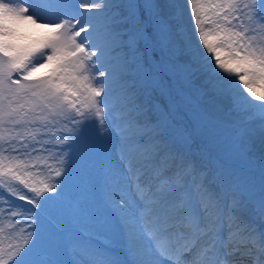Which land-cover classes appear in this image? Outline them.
Returning a JSON list of instances; mask_svg holds the SVG:
<instances>
[{
  "label": "snow or ice",
  "instance_id": "1",
  "mask_svg": "<svg viewBox=\"0 0 264 264\" xmlns=\"http://www.w3.org/2000/svg\"><path fill=\"white\" fill-rule=\"evenodd\" d=\"M185 12L231 123L203 90L171 101L166 76L192 86L173 46ZM257 89L264 0H0V264H264ZM178 105L219 149L214 170L173 136Z\"/></svg>",
  "mask_w": 264,
  "mask_h": 264
},
{
  "label": "rangeland",
  "instance_id": "2",
  "mask_svg": "<svg viewBox=\"0 0 264 264\" xmlns=\"http://www.w3.org/2000/svg\"><path fill=\"white\" fill-rule=\"evenodd\" d=\"M53 17H46V19H52ZM182 19V18H181ZM183 22V20H181ZM179 22V27L176 28L174 33V39H173V46L177 51L185 53L182 56H179V61L184 62L190 60L188 72H189V79L192 82V86L188 87L184 84L183 80L180 78H172V77H165V80L168 81L170 86L174 85L172 94H171V101L175 103L176 101H179L180 97L176 95L175 87L181 88L183 91L187 92L190 96L195 99L199 95V91L203 90L204 95L200 97V104L203 108H206L207 103V92L211 91V82L213 81L214 77L209 72L204 64V61L202 60L201 54L195 53V46L193 41H189L190 36L187 34L186 26L187 24ZM191 25H189L188 28H190ZM29 28H31L30 35L34 37H40L44 34L45 30L38 28L33 25H29ZM161 55H164L165 59H172V57L166 52L164 54L162 53H155L154 56L156 59H160ZM193 74H198L202 78V83L200 86H197L193 82ZM257 94H264V89H257ZM160 104L162 107L165 108V110H168V106L170 103V97L161 95L159 92L154 91L152 93V96L149 100V104ZM191 107V105H188L187 107L183 105H178L176 108V111L172 114V134L174 137H179L181 133H189L191 138V144L189 146L191 154L195 152H199L204 159V163L200 166H197L199 168L208 167L210 169H215V161L219 158V149L215 146H211L209 144V140L207 136L203 133H197L195 131L193 122L188 114V109ZM230 104L227 102V110H229ZM228 112V111H227ZM155 119V116L153 117ZM231 123V121L227 122ZM261 150V148L259 147ZM258 151V150H257ZM257 151H251L249 153V157L256 161L257 169L254 170L251 175L254 179L258 180L259 178V171H258V165L260 161L263 158H259L258 155H256ZM23 203V202H21ZM258 221V222H257ZM257 224L260 226L261 229H264V223H261L259 220H257ZM109 240H113L111 236L107 237ZM93 243H100L99 241H93ZM119 242L113 240V246L111 248L115 249L113 247L118 246ZM101 247H104L103 244H100ZM108 250V249H107ZM109 251V250H108ZM110 252V251H109Z\"/></svg>",
  "mask_w": 264,
  "mask_h": 264
},
{
  "label": "bare ground",
  "instance_id": "3",
  "mask_svg": "<svg viewBox=\"0 0 264 264\" xmlns=\"http://www.w3.org/2000/svg\"><path fill=\"white\" fill-rule=\"evenodd\" d=\"M181 2H183V0H181ZM183 20V22L181 21ZM179 22H182V23H186L187 26H186V29H187V34L190 36L189 38V41H193L194 42V46H195V53H197L198 55L201 54L199 51H198V44L196 43V37L192 34V29L191 27H189V25H191L189 23V20H188V15H187V12H185L184 16L182 17ZM178 22V24H179ZM179 27V26H178ZM193 77H195L193 79V82L195 84H197V86H200L202 83V78L201 76H199L198 74H193ZM227 100H223V99H219L217 97H215L213 95L212 92H207V103L205 104L206 105V108L208 110H213L216 112L217 115H219L222 119L225 120V122H229L235 118V114L229 116V115H226L227 113ZM251 126L256 129L258 131L259 129V126H260V122L259 120H254L252 121V124ZM259 147L261 148V146L259 145V142L258 140L256 142L253 143V146H252V150L253 151H257L256 155H258L259 158H263L264 159V148H261V150L259 149ZM191 159L196 163L197 166H201L203 163H204V159H203V156L199 153V152H195L193 154H191ZM115 249H117L113 254L116 255V256H123V251H122V248L121 247H116Z\"/></svg>",
  "mask_w": 264,
  "mask_h": 264
}]
</instances>
